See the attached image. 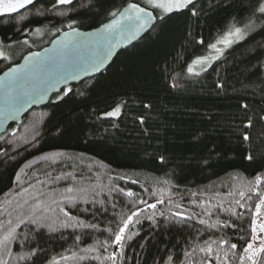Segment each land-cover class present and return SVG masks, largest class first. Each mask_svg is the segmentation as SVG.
<instances>
[{
	"label": "trees",
	"instance_id": "obj_1",
	"mask_svg": "<svg viewBox=\"0 0 264 264\" xmlns=\"http://www.w3.org/2000/svg\"><path fill=\"white\" fill-rule=\"evenodd\" d=\"M125 2L126 0H109L110 4L117 6ZM244 2L247 3V0ZM50 6L48 0H35L33 5L27 6V10L20 9L17 13L0 15V41L9 44L12 41H22L25 36L31 39L33 36L25 33L24 28L63 27L67 23L63 17L53 13H47L46 18L33 15L36 9ZM59 7L67 10L68 6ZM72 7L81 12L79 16L69 13L71 18L82 22L81 29L98 27L104 20L103 14L96 16L93 14L94 10L89 12L79 9L78 0H74ZM230 14H235L234 9L211 11L207 18H201L200 21L195 18L188 20L186 16L174 17L159 35L150 32L134 46L121 51L104 73L79 85L70 86L73 92L63 100L57 99V96L62 94L61 91L54 95L45 107L28 113L20 125L10 126L7 132L1 135L4 139L0 140V149H3V152H0V220L6 222L9 219L4 211V208H7L12 212L11 218L15 222L16 216L21 212L19 209H12L17 203L35 195L37 191L63 190L71 181L50 183L52 177L60 172H74L77 176L83 173L85 177L99 173L105 183L118 184L126 191L131 189L140 197L148 199L149 203L154 201L144 189L161 187L154 184V178L163 176L164 172H171L172 169H175L171 176L172 183L179 185L181 193L184 189L188 192L208 190L209 195L216 191H228L227 185L232 183L229 173L235 176L239 172L244 184L252 181L258 168L256 164H249L241 158V151L247 146L240 144L237 137H229L231 129L227 125L239 124V119L233 120V117L242 116L237 107L242 96L247 97V102L254 111L261 110L259 85H249L246 77L255 79V76H248V70L256 65L258 59L264 60V32L257 28L244 41L225 50L224 56L211 62L212 66L208 68L207 73L193 76L186 71L187 64L195 57L216 55L213 50L207 48V44L215 41ZM22 15L27 19L21 20ZM58 34L48 32L45 36H50L48 41L29 51L48 45ZM201 37L204 44H196L195 41ZM7 64V61H0V73L7 68ZM197 68L199 71V66ZM217 72L226 77L230 85L220 95H217L214 88ZM174 78L179 84L176 89L170 87ZM81 91H86V94L81 96ZM121 101L124 106L120 117H102L103 112ZM144 104H151L152 107L146 109ZM141 115L145 117L143 125L137 120ZM208 115L213 117L211 122L206 119ZM113 124L117 127H113ZM254 131H261V126L257 124ZM197 136L199 140L193 139ZM9 141L11 143H8ZM213 145L223 149L226 156L222 159L214 157L210 161L212 167L208 168L203 165L201 157L205 156L206 149ZM56 151L64 152L73 159L69 160L67 156L59 158L56 164H52L51 160L38 159L45 153ZM160 154L168 157L166 165L160 163ZM256 156L259 161V149ZM22 167L24 171L20 173V181L16 182V172ZM49 172L51 176L47 175ZM105 173L107 175H104ZM108 176L114 179L109 181ZM121 176L123 179H119ZM29 184L34 185V188H29ZM235 184L240 190L247 191L239 180ZM21 188H28V192H22ZM167 196L168 192L165 191L166 199ZM130 199L118 196L116 211H127L125 206ZM183 204L193 207L194 211H200L187 200L183 201ZM86 206L88 205H81ZM157 210L167 211V208L158 205ZM26 212L27 207L23 210V213ZM112 212L109 207L108 214L100 215L97 219H93L89 214L81 216L88 222L99 223L100 231L84 229L74 232L67 229L48 233L42 229L43 236L39 239L41 246L46 249V254L41 257V261L52 257L59 260L61 254L71 255V252L75 251L85 259L70 260L61 264H101V261L92 259L97 253L82 252L80 249L87 248L95 239L103 240L108 235L102 230L111 221ZM150 213L151 210H147L145 215ZM72 214L79 213L72 209ZM157 219L163 223V218ZM215 219L214 216L209 223ZM220 219L230 221V224H235L236 227H224L222 224L219 229L209 230L203 235V239L207 240L209 235L213 239L230 237V242L238 243V250H242L239 237L248 236L250 219L241 217L237 221L227 214H222ZM193 224L201 229L204 227L199 225L198 221H193ZM150 225V221L142 220V225L132 228L133 231H138L139 235L126 243L125 264H152L154 258H166L168 254L182 252L185 248L189 236L187 231L181 234L171 227L169 230L160 231L151 229ZM28 231V227L24 225L17 229L21 234ZM82 233V242H76L75 236ZM195 235L194 231L191 232L192 237ZM177 243L180 247L174 248L173 245ZM141 245L144 247L141 248ZM27 250L25 247L24 251ZM20 251V248L13 245L14 254ZM41 261L37 264H41ZM230 264H239L238 256L232 257L230 254Z\"/></svg>",
	"mask_w": 264,
	"mask_h": 264
},
{
	"label": "snow or ice",
	"instance_id": "obj_2",
	"mask_svg": "<svg viewBox=\"0 0 264 264\" xmlns=\"http://www.w3.org/2000/svg\"><path fill=\"white\" fill-rule=\"evenodd\" d=\"M34 2L35 0H0V15L17 13L20 9L27 10V6L33 5ZM73 2L74 0H54V2L48 0L50 7L38 8L33 14L46 18L47 13H53L63 17L67 20L63 27L53 26L51 29H45L43 26H36L23 29L25 33L41 39L48 32L54 34L62 32L63 40L52 41L59 46V50L47 60L39 59L40 53L29 51L28 55L23 57L25 64L21 66L13 60V55L8 50L12 45H5L3 41H0V61L8 62L7 70L4 72L5 79L0 81V86L5 89L7 99L12 102L14 110H18L16 104L23 102L24 97L28 96L29 83L35 84L41 74L50 67L55 68L58 73H63L60 79L68 77L77 79V73L84 71L85 66L92 72L100 71L112 56V50L120 42L116 39L117 36L127 43L129 39H135L144 32H156L159 35L174 17L186 16L188 20L195 18L196 21H200L201 18H207L209 12L217 9H234L235 11V14L229 15L227 23L219 30L215 41L207 44V48L213 50L216 55L197 56L187 64L186 71L193 76L207 73L208 68L212 66V61H218L224 56L225 50L244 41L257 28L260 32H264V0H247V3L244 0H126L119 6L110 4L109 0H78L79 9L89 12L94 10L93 14L96 16L103 14V22L91 31H81L82 22L69 16L70 12L76 16L81 15L78 9L72 7ZM59 6L68 7L67 10H62ZM20 19L26 20L27 17L22 15ZM113 40H116V43H113ZM12 43L30 46L27 36L22 41H12ZM195 43L203 45L204 39L201 37ZM197 66L199 71L195 70ZM216 76L214 88L217 95H220L230 85L227 78L221 76L219 72ZM248 76H255V79L246 77L249 85H259L261 110L254 111L247 102V97L242 96L237 106L242 116L233 117V120L239 119V124L229 123L227 127L231 129L228 133L229 137H237L240 144L247 146L241 151V158L249 164H256L258 168L252 181L244 184L239 172L235 176L229 173L232 183L227 185L228 191L223 193L216 191L209 195L208 190L188 192L184 189L181 193L179 185L172 183L171 176L175 173V169H172L171 172L166 171L163 176L154 178V184L161 187L144 189L154 201L149 203L148 199L140 197L131 189L126 191L118 184L105 183L103 176L99 173L85 177L83 173L77 176L74 172H60L52 177L50 183L57 184L61 181H71V183H68L61 191L55 189H49L47 192L37 191L35 195L23 200L22 203H17L12 211L19 209L21 214L16 216L15 222L11 218L12 212L4 208L9 219L6 222L0 220V264H37L46 254V249L41 246L39 239L43 236L42 229L48 233L67 229L74 232L84 229L100 231L99 223L88 222L81 216L89 214L93 219H97L100 215L106 216L109 207L113 210L112 219L102 230L108 235L103 240L95 239L92 245L80 249L82 252L97 253L92 259L101 261V264H125L126 243L139 235V232L133 231L132 228L142 225V220L150 221L151 229L166 231L171 227L181 234L185 231L189 233L182 252L170 253L166 258H154L152 264H230V254L232 257L238 256L239 264H264V114H261L264 113V60L258 59L256 65L248 70ZM170 87L172 89L179 87L175 78L170 83ZM72 92V88L66 87L57 99L63 100ZM79 94L84 96L86 91H81ZM123 106L124 102L121 101L110 110L103 112L102 117H120ZM143 107L150 109L152 105L144 104ZM206 119L211 122L213 117L208 115ZM137 120L141 125L145 123L143 115L137 117ZM257 124L261 126L259 132L254 131ZM113 127L117 125L113 124ZM3 139L4 137L0 136V140ZM33 139L35 140L36 137ZM193 139L199 140V137H193ZM257 149L260 150L259 161L256 156ZM0 152H3V149H0ZM4 154L7 153L4 152ZM66 156V153L56 151L45 153L38 159L51 160L52 164H56L59 158ZM225 156L223 149L213 145L206 149V155L201 157V161L205 167L211 168L210 161L214 157L222 159ZM67 158L73 159L71 156ZM158 159L162 165L168 163V157L165 154H160ZM26 166L30 167V165ZM23 171L22 167L16 172V182L20 181V173ZM47 175L51 176V173ZM113 179L108 176L109 181ZM237 180L247 188V191L240 190L236 186ZM37 183L41 182L37 181ZM29 188H34V185L29 184ZM21 191L27 193L28 188H21ZM165 191L168 192L167 199ZM118 196L131 198L125 206L127 211H116ZM185 200L200 211H194L193 207H186L183 204ZM10 204L11 201H9ZM81 205L88 206L81 207ZM158 205L164 206L167 211H158ZM25 207L27 212L23 213ZM72 209L79 214L73 215ZM147 210H151V213L145 215ZM222 214L234 217L237 221L241 217L250 219L248 236L239 237L242 250H238V243L230 242V237L213 239L209 235L207 240L203 239V235L209 230L219 229L222 224L224 227H236L235 224H230V221H222L220 219ZM214 216L215 221L209 223ZM158 217L163 218V223L157 219ZM193 221H198L199 225L204 226L203 229L196 227ZM21 225L28 227L29 231L23 234L18 233L17 229ZM193 231L196 233L195 237L191 236ZM82 235L83 233L76 235L75 241L82 242ZM13 245L21 251L14 254ZM25 247L27 251H24ZM143 247L144 245H141V248ZM173 247L179 248L180 245L177 243ZM109 249L112 250L109 251ZM84 259V256H79L73 251L71 255L61 254L59 260L56 257L45 258L41 264H61L70 260Z\"/></svg>",
	"mask_w": 264,
	"mask_h": 264
},
{
	"label": "water",
	"instance_id": "obj_3",
	"mask_svg": "<svg viewBox=\"0 0 264 264\" xmlns=\"http://www.w3.org/2000/svg\"><path fill=\"white\" fill-rule=\"evenodd\" d=\"M93 29L94 28L85 30L80 28L81 31H91ZM149 33L150 32L141 33V35L135 39H129L127 43L117 36L116 39L120 40V42L117 47L112 50V56L105 63L104 67L101 68L100 71L92 72L90 68L85 66L84 71H79L77 73V79H71L70 77L67 79H60V76H62L63 73H58L55 68L50 67L46 72L41 74L40 78L35 82V84L29 83V94L28 96L24 97L23 102L16 104V108L18 110L13 109L12 102L7 99L5 89L0 86V136L6 133L10 126L20 125L23 122V118L32 110L45 107L54 95L59 94L66 87L79 85L86 80L93 79L104 73L113 64L114 60L121 51L134 46ZM56 39H64L62 32L54 37L48 45L40 49L32 50L31 52H38L40 53L39 59L47 60L49 56H54L59 50V46L55 43H52V41ZM113 43H116V40H113ZM28 53H26L24 56L28 55ZM23 57L18 62L21 66L25 64ZM6 70L7 68L0 73V81L5 79L4 72Z\"/></svg>",
	"mask_w": 264,
	"mask_h": 264
},
{
	"label": "rangeland",
	"instance_id": "obj_4",
	"mask_svg": "<svg viewBox=\"0 0 264 264\" xmlns=\"http://www.w3.org/2000/svg\"><path fill=\"white\" fill-rule=\"evenodd\" d=\"M46 36V35H45ZM43 37L41 38H36V37H31V39H29L30 41V46L29 45H24L22 43H17V44H13V43H9L11 44V48L8 49L12 55H13V60L16 62L18 59H20L23 55H25L30 49H34L36 47L42 46L45 44V42L48 41L49 37ZM8 45V44H5ZM197 67H196V71H197Z\"/></svg>",
	"mask_w": 264,
	"mask_h": 264
}]
</instances>
